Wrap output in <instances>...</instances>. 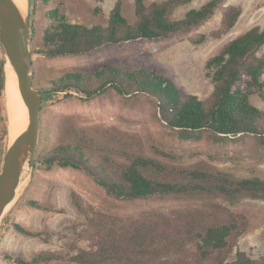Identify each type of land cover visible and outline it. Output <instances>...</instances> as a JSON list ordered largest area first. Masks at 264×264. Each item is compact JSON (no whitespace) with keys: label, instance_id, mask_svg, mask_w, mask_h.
<instances>
[{"label":"trees","instance_id":"trees-1","mask_svg":"<svg viewBox=\"0 0 264 264\" xmlns=\"http://www.w3.org/2000/svg\"><path fill=\"white\" fill-rule=\"evenodd\" d=\"M39 1L49 4L52 0H30L31 18ZM193 1L156 0L147 4L146 0H135L137 19L131 22L123 13V0H117L106 26L71 22L60 4L47 13L51 23L44 30V47L32 51L46 57L78 56L106 46L180 40L212 18L226 0H208L183 17L173 18L178 7ZM242 11L241 6L226 7L222 27L214 34L221 36L234 27ZM32 28L31 40L35 36ZM205 38L203 34L196 42ZM5 63L0 42V91L5 90ZM206 68L214 88L205 99L185 94L171 77L142 62L67 73L53 80V87L41 90L43 97L51 91L67 92L65 96L75 92L88 100L111 90L124 97H147L155 104L159 118L183 140L238 143L252 139L264 147V109L252 102L253 96L264 102V26H252L228 41L208 59ZM7 135L8 120L0 138V171ZM158 154L136 151L132 140L122 137L101 141L82 132L74 141L61 143L40 156V162L47 168L57 165L82 170L118 200L177 198L196 200V205L173 213L152 210L124 217L78 203L86 223L78 233L74 253L41 252L25 259L4 251L2 257L15 264H264V253L254 258L238 247L249 219L225 204L244 198L264 199V178L239 177L203 163H176L167 159L172 156L164 150ZM27 203L55 211L36 199ZM11 224L20 233L46 241L52 234L29 230L15 220ZM82 242L87 246H81ZM234 249L236 257L231 260Z\"/></svg>","mask_w":264,"mask_h":264},{"label":"rangeland","instance_id":"rangeland-1","mask_svg":"<svg viewBox=\"0 0 264 264\" xmlns=\"http://www.w3.org/2000/svg\"><path fill=\"white\" fill-rule=\"evenodd\" d=\"M117 0H52L49 4L39 1L36 14L32 16L35 36L31 48H43L44 30L50 26L48 11L61 4V10L71 22L87 25L109 22L111 10ZM156 0H146L147 4ZM161 1V0H157ZM208 0H194L178 7L173 18H181L191 8H199ZM241 6L243 11L237 23L229 31L217 36L214 31L222 27L225 8ZM123 13L131 22L137 19L135 0H123ZM255 25L264 26V0H226L215 15L190 35L180 40L140 41L124 46H106L85 55L46 57L34 53L33 82L38 88L53 87V80L75 72H90L100 66L142 62L171 77L185 94L207 98L214 84L207 75L208 59L218 53L231 39ZM202 42H196L201 35ZM42 91V90H41ZM51 91L43 97L41 108V131L37 149V165L33 176L18 192L13 208L0 222V264H15L5 260L1 253L13 252L30 259L41 252L64 255L74 253L78 233L86 223L84 211L79 208L93 206L95 209L120 216L143 215L152 210L173 213L196 205V200L177 198H149L123 201L109 196L84 171L53 166L47 168L40 156L61 143L74 141L82 132L102 140L113 136L133 142L136 151L159 156L164 150L172 161L180 164L203 163L239 177L264 178V147L252 139L243 142L215 143L208 139L183 140L159 118L155 104L143 96L124 97L111 90L93 99H84L77 93ZM5 90L0 91V138L8 120ZM252 102L264 109L259 96ZM9 123V120H8ZM8 135L5 143L8 142ZM36 199L43 205L55 208L47 211L29 206L27 200ZM232 211L241 212L249 219L247 230L239 238L238 247L254 258L264 253V199L244 198L235 203H225ZM15 220L32 231H51L48 241L27 236L11 224ZM87 246L86 242L80 243ZM234 249L230 259L236 257ZM51 264H71L56 261Z\"/></svg>","mask_w":264,"mask_h":264},{"label":"water","instance_id":"water-1","mask_svg":"<svg viewBox=\"0 0 264 264\" xmlns=\"http://www.w3.org/2000/svg\"><path fill=\"white\" fill-rule=\"evenodd\" d=\"M23 8L17 0H0V42L6 63L16 72L18 86L24 97L29 124L24 134L6 144L0 171V222L11 199L33 176L37 165V149L41 131L43 92L33 82L34 53L31 48V6ZM5 63V66H6ZM9 137V128H8Z\"/></svg>","mask_w":264,"mask_h":264},{"label":"bare ground","instance_id":"bare-ground-1","mask_svg":"<svg viewBox=\"0 0 264 264\" xmlns=\"http://www.w3.org/2000/svg\"><path fill=\"white\" fill-rule=\"evenodd\" d=\"M17 2L23 8H27L28 0H17ZM6 95L9 120V143L12 144L26 131L29 124V115L26 101L18 86L16 72L10 62L6 63ZM17 197L18 193H16L11 199L6 208L5 214L10 208H13Z\"/></svg>","mask_w":264,"mask_h":264}]
</instances>
